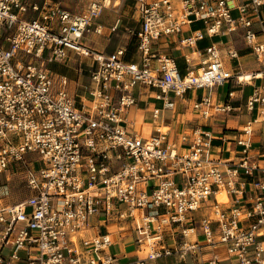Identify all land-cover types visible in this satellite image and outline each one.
<instances>
[{"label":"built area","instance_id":"1","mask_svg":"<svg viewBox=\"0 0 264 264\" xmlns=\"http://www.w3.org/2000/svg\"><path fill=\"white\" fill-rule=\"evenodd\" d=\"M88 1L75 12L63 0H0V174L22 165L31 192L15 202H4L0 193V247H10L8 255L0 252V264L20 259L23 248L25 264H160L158 258L169 254L219 264L216 250L225 251L231 264H264V130L256 147L250 138L254 123L264 122V0H131L139 18L132 30L135 59L125 48L106 53L83 41L86 31L103 32L95 20L112 0ZM196 20L204 28L181 42L193 48L186 61L195 54L200 67L183 73L173 55L154 45ZM240 28L261 62L248 79L225 66L217 43L197 49L205 33ZM70 52L89 59L90 81L79 102L69 78L50 68ZM229 54L235 57L237 50ZM233 76L252 84L246 106L256 112L236 140L243 145L237 159L213 154L212 131L202 123L182 135L185 147L170 139L169 129L144 135L126 125L140 84L154 88L163 107L172 109L170 92L181 96ZM194 108L203 117L235 109L229 99L214 102L209 95ZM159 114L153 107V117ZM31 152L39 167L26 159ZM221 192L227 200L219 199ZM199 209L206 211L197 218ZM97 214L135 219L144 230L137 251L113 253L109 233L87 234ZM174 224L183 226L182 239L169 244L164 231ZM208 252L213 256L205 258Z\"/></svg>","mask_w":264,"mask_h":264},{"label":"crops","instance_id":"2","mask_svg":"<svg viewBox=\"0 0 264 264\" xmlns=\"http://www.w3.org/2000/svg\"><path fill=\"white\" fill-rule=\"evenodd\" d=\"M132 8V20H129V23H126V17L114 14L110 6L104 7L102 14L95 20V23H100L103 26V32L97 33L92 29L86 31L83 41L87 45L106 53L112 52L117 48H125L126 57L135 59L136 38L132 33V30L139 26V18L135 13L133 3ZM263 11L264 9L262 12ZM30 13L35 12L30 11ZM117 21L119 22L118 26L113 30L112 27ZM94 25L95 24H93L91 28H93ZM199 28H204V24L200 20H196L191 24H185L181 34L163 36L157 39L154 48L173 55L183 73H185L188 69L197 71L200 67V59L193 54V58L190 63L186 61V54L192 53L191 51L193 48L183 44L181 42V38L190 35L192 30ZM222 36H225L226 39L222 38ZM259 38L262 39L263 35L260 34ZM213 42L217 43L221 48V56L224 64L234 74H241L244 76L245 73L256 70L261 66V62L253 52V48L247 44L244 37V30L242 28L230 34L218 33L209 35L205 33L204 38L198 40L197 49L199 48L203 50L207 45ZM231 48L237 50V56H230L229 50ZM79 56L82 59L87 58L82 55ZM73 58L76 59L77 55L70 52V57H68L65 61H62V63L70 67L68 61ZM50 68L53 72L51 65ZM55 74L65 75L69 78V91L72 95L76 96V99L79 102V95H82L85 92V84L82 82V67L79 70L77 80L74 79L75 74L69 75L66 72H57ZM89 81L90 75L86 84H88ZM72 83H76L78 85L81 83L83 87L81 93L78 92L77 89L74 91L70 90V84ZM225 85H228V92L222 91L221 89V87ZM230 90L234 92V96L231 98L228 97ZM252 90V84L247 82L240 84L236 76H233L223 85H215L211 88L205 87L190 89L181 96H177L174 92H170V95L175 100V107L171 109L163 107V100L155 97L154 88L140 84L135 88L137 102L129 107L126 114V125L129 126L130 130H135L144 135L154 134L157 132V129L161 127L163 129L168 128L170 139L176 141L178 143V147H185L187 146V143H185L186 141H184L182 135L202 123L204 128L212 131L213 154L222 159H237L236 156L241 153L243 145L237 143L236 140L241 136L244 137L245 134L243 127L248 120L255 117L256 113L255 111L248 110L246 106L247 96L252 92ZM205 95H209L214 102L229 99L235 109L230 112L213 113L209 117H203L200 111L194 108V102L200 100ZM153 107H158L160 109V114L157 118H154L152 115ZM167 113H169L168 117ZM253 126L254 131L252 132L250 138L253 142V147H256L263 138L264 122H255ZM232 163L233 161L229 162V164ZM175 177L179 180L181 175L177 174ZM156 180L157 179H154L152 182L155 184ZM247 186H249V184H247ZM219 199L227 200V197H219ZM19 200L21 199H18L17 201ZM117 204L120 206L121 202H117ZM120 207L124 208L125 205ZM205 211L206 210L204 209H199L194 213V215L199 218L205 213ZM182 228L183 226L180 224H174L172 227H166L164 231L165 242L169 244H176L177 242H180L182 239ZM98 233H109L112 238V243L109 248L110 251L118 253L122 256H127L129 254H134L137 251L136 239L140 235H143L144 230L138 228L136 220L132 217L122 219L118 218L116 215L106 217L103 214H97L92 216L91 226L88 228L87 234L95 235ZM190 238L193 239L194 235L190 236ZM32 250L37 252V248H32ZM0 252L3 255H8L10 247L8 245L2 248L0 247ZM214 254L218 259L219 264L222 261L229 260L227 253L223 250H216ZM19 255L20 259L12 260L11 264H25L27 250L25 248L20 249ZM211 256H213L212 252L204 254L205 258H209ZM158 262L160 264H199L196 256L192 254L187 255L182 261L179 260L175 254L163 255L158 258Z\"/></svg>","mask_w":264,"mask_h":264},{"label":"rangeland","instance_id":"3","mask_svg":"<svg viewBox=\"0 0 264 264\" xmlns=\"http://www.w3.org/2000/svg\"><path fill=\"white\" fill-rule=\"evenodd\" d=\"M116 1V4L113 3ZM112 0L110 3V8L113 10L112 12L114 14H118L121 16L126 17V23H129V20L131 21V16L133 14V8H132V1L131 0ZM63 3L70 8L72 11L79 12L84 10L88 4V0H63ZM113 3V4H112ZM104 9V8H103ZM116 10V11H115ZM103 10L99 14V16L102 14ZM30 13V12H29ZM264 15V11L262 12ZM30 16L35 15V13L28 14ZM220 38V37H217ZM215 38V39H217ZM222 38L226 39L225 36H222ZM89 62V59H82L79 55H77V58H73L70 61H68L69 66L65 65L64 63L60 61H54L51 63L52 69L54 73H61L66 72L69 75L75 74L74 79L77 80L79 70L82 67L83 75H82V82L84 84L87 83L89 79V67L86 65V62ZM72 70V72H71ZM81 93L83 90V87L81 83L78 85L76 83L70 84V90L74 91L76 90ZM222 91L228 92V85L221 87ZM160 104V103H159ZM169 116V113H167V117ZM164 130V129H163ZM36 157V154L34 152L28 153L26 155V159L31 161L32 167H39L40 161L34 160ZM25 169L22 165L17 164L12 165L6 172L0 174V193L3 196L4 202H15L18 199H23L26 196L29 195L30 191L25 186ZM158 183V180L155 181V184ZM124 203H121L120 206H124ZM220 264H231L230 260L222 261Z\"/></svg>","mask_w":264,"mask_h":264},{"label":"bare ground","instance_id":"4","mask_svg":"<svg viewBox=\"0 0 264 264\" xmlns=\"http://www.w3.org/2000/svg\"><path fill=\"white\" fill-rule=\"evenodd\" d=\"M115 1V0H114ZM114 3V2H113ZM112 3V4H113ZM246 74V75H245ZM244 76H242L243 79H248L250 77V73H245ZM162 128V127H161ZM163 129V128H162ZM168 128L164 129L167 130ZM219 197L223 198L224 196H226L225 192H221L218 195ZM227 197V196H226Z\"/></svg>","mask_w":264,"mask_h":264}]
</instances>
